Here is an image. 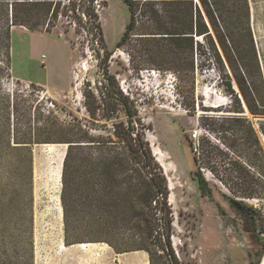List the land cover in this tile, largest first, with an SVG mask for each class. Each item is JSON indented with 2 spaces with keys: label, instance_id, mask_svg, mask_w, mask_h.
I'll list each match as a JSON object with an SVG mask.
<instances>
[{
  "label": "rangeland",
  "instance_id": "374dc122",
  "mask_svg": "<svg viewBox=\"0 0 264 264\" xmlns=\"http://www.w3.org/2000/svg\"><path fill=\"white\" fill-rule=\"evenodd\" d=\"M93 8L101 33H88L87 18L78 10L82 20L58 15L50 31L44 29L46 25L32 31L13 25L10 4L0 0V264H118V253L107 243L89 240L86 234L63 249L66 246L62 245L65 242L60 191L66 145L48 142L54 137L53 115L65 122L75 115L101 132L103 128L111 129L117 119L98 116V120H92L86 110L87 103L93 105V97L99 103L104 93L126 96L128 106L132 101L147 127L145 133L152 153L162 167L168 189L169 184L172 186L171 202L168 197L173 226L171 243L182 264H251L257 253L260 264L264 246L257 229L264 226V198L247 196L242 189L249 185L256 188L260 179L264 180L260 175L262 160L259 161V145L264 148L260 131L264 117L248 111L230 68L220 74L206 55L205 65L196 67L194 77L180 82L171 70L154 66L147 38L133 35L118 44L129 19L123 0H94ZM261 15L258 10L255 20L250 17V25L264 81ZM64 80L68 85L60 89ZM36 82L44 86L35 85ZM238 107L243 108L239 115L247 117L252 130L241 132L243 144L234 152L219 137H232L220 131L230 124L222 120L236 114L232 111ZM118 115L124 118L121 112ZM91 133L98 131L91 129ZM253 135L259 137V144ZM16 136L33 141L29 204L22 178L23 155L10 149ZM186 138L193 139L200 171L212 198L201 194L191 176L193 152ZM204 149L216 156L219 175L224 177L225 167L234 169V192L202 163ZM223 193L241 201L252 213L257 211L261 218L256 224L249 219L244 221ZM81 243L89 245L82 249L78 245ZM136 256L147 259L141 254L119 257H128L126 263L131 264Z\"/></svg>",
  "mask_w": 264,
  "mask_h": 264
},
{
  "label": "trees",
  "instance_id": "16d2710c",
  "mask_svg": "<svg viewBox=\"0 0 264 264\" xmlns=\"http://www.w3.org/2000/svg\"><path fill=\"white\" fill-rule=\"evenodd\" d=\"M4 1L10 4L13 25H23L32 31L41 30L46 25L44 29L50 31V25L58 15L81 19L76 13L78 10L87 18L89 26H85L88 33L95 30L101 33L98 15L93 8L94 0ZM123 1L128 7L129 19L118 44H123L133 35L147 38L150 55L155 58L154 66L171 70L180 82L191 80L196 67H203V60L209 55L220 74L231 69L248 111L264 117V81L250 25L249 0ZM95 36L93 33L92 37ZM227 85L230 86V81ZM93 100L92 106L86 104L89 117L92 120H98V116L107 120L117 119L112 122L111 129L103 128L101 132L100 128L88 127L75 115L69 122L56 115L52 117L54 137L48 142L66 145L60 191L65 244H73L81 234H86L89 240L107 243L116 253L143 250L148 254L149 264H182L171 243L170 188L146 138L147 127L132 101L128 106V98L122 93H104L99 103L94 97ZM119 112L123 119H120ZM232 112L236 114L222 120L230 124L220 130L232 137L222 135L219 140H225L222 142L228 148L238 152L243 144L241 132H248L252 127L247 117L239 115L243 112L242 107ZM91 129L98 133H91ZM254 138L259 144V137L255 135ZM186 141L193 152L191 176L201 194L212 198L208 182L200 171L193 139L186 138ZM31 143V139L23 140L16 136L10 145L11 150L23 155L22 178L27 204L32 198ZM204 151L202 163L228 190L234 192V169L225 167L224 177L219 175L216 156L212 151ZM259 151V161L262 160L260 175L264 179V148L261 145ZM252 186L242 189V192L247 196L264 198V180L260 179L256 188ZM223 196L244 221L249 219L255 223L257 218H261L257 211L252 213L241 201L225 193ZM263 230L264 226L257 229V233ZM28 238L30 242L31 237ZM259 239L264 246L263 239ZM257 258L250 263L257 264Z\"/></svg>",
  "mask_w": 264,
  "mask_h": 264
},
{
  "label": "crops",
  "instance_id": "0c3cea01",
  "mask_svg": "<svg viewBox=\"0 0 264 264\" xmlns=\"http://www.w3.org/2000/svg\"><path fill=\"white\" fill-rule=\"evenodd\" d=\"M249 4H250V17H251V20H255V17H254L255 14L258 16V10H261V14H262L261 16H264V0H249ZM253 4H254V7H253ZM70 66H71V62H70V60H68V67L66 69L67 72L69 71ZM15 77L21 80V78L19 76H15ZM22 81H24V80H22ZM24 82H28V81H24ZM65 82L66 81L64 80L63 85L59 86L60 89H65L67 87L68 84L65 83ZM67 82H69V81H67ZM32 84H34V83H32ZM35 85L44 86L41 82H36ZM62 245L66 246L64 248L62 247L63 249H67L68 247H70V246L65 245L64 243H62ZM108 247H110V246H108ZM124 254L126 256H128V257L133 255V254L144 255V256H146V258L148 260V264H149V259H148L147 255L141 250H136V251H132V252H125V253H118L117 257H116V261H117L118 264H127L126 260L128 259V257H122V259H120V257H119L120 255H124Z\"/></svg>",
  "mask_w": 264,
  "mask_h": 264
},
{
  "label": "bare ground",
  "instance_id": "6f19581e",
  "mask_svg": "<svg viewBox=\"0 0 264 264\" xmlns=\"http://www.w3.org/2000/svg\"><path fill=\"white\" fill-rule=\"evenodd\" d=\"M48 148L50 149L51 147L48 146ZM169 188H172V186L170 184H169ZM170 200H171V194L169 195V201ZM78 245H79L80 248L85 249V248H87L89 243H81V244H78ZM147 263H148L147 259H144L142 256H136L135 258H133V261H132L131 264H147ZM260 264H264V258H263V260H262V262Z\"/></svg>",
  "mask_w": 264,
  "mask_h": 264
},
{
  "label": "built area",
  "instance_id": "2783aa9c",
  "mask_svg": "<svg viewBox=\"0 0 264 264\" xmlns=\"http://www.w3.org/2000/svg\"><path fill=\"white\" fill-rule=\"evenodd\" d=\"M262 211H263V216H264V203H263V210H262ZM263 218H264V217H263ZM257 220H258V218H257ZM260 234H261V237H262V236L264 237V230L261 231ZM263 237H262V238H263ZM263 242H264V239H263Z\"/></svg>",
  "mask_w": 264,
  "mask_h": 264
},
{
  "label": "water",
  "instance_id": "95a60500",
  "mask_svg": "<svg viewBox=\"0 0 264 264\" xmlns=\"http://www.w3.org/2000/svg\"><path fill=\"white\" fill-rule=\"evenodd\" d=\"M244 108H245V106H244ZM246 109V108H245Z\"/></svg>",
  "mask_w": 264,
  "mask_h": 264
}]
</instances>
